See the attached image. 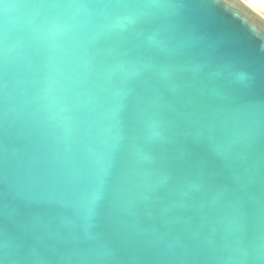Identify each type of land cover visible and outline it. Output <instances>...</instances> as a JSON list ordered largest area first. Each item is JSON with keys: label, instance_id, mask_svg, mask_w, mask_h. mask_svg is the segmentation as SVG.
<instances>
[{"label": "water", "instance_id": "1", "mask_svg": "<svg viewBox=\"0 0 264 264\" xmlns=\"http://www.w3.org/2000/svg\"><path fill=\"white\" fill-rule=\"evenodd\" d=\"M235 7L0 0V264H264V31Z\"/></svg>", "mask_w": 264, "mask_h": 264}, {"label": "clouds", "instance_id": "2", "mask_svg": "<svg viewBox=\"0 0 264 264\" xmlns=\"http://www.w3.org/2000/svg\"><path fill=\"white\" fill-rule=\"evenodd\" d=\"M226 2L231 6L233 7L234 9H236L237 11L240 12V10L238 8L235 7V0H226ZM240 2L242 4H253V5H256L258 7V16H259V19H260V23H254L252 22L251 20H249V22L252 24L253 27L259 29V30H262L264 31V27H262L261 25L264 24V0H240ZM242 15L243 13L240 12Z\"/></svg>", "mask_w": 264, "mask_h": 264}, {"label": "bare ground", "instance_id": "3", "mask_svg": "<svg viewBox=\"0 0 264 264\" xmlns=\"http://www.w3.org/2000/svg\"><path fill=\"white\" fill-rule=\"evenodd\" d=\"M247 6H249L252 10H254L255 12L258 13V7L256 5L253 4H247Z\"/></svg>", "mask_w": 264, "mask_h": 264}]
</instances>
